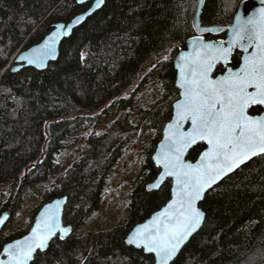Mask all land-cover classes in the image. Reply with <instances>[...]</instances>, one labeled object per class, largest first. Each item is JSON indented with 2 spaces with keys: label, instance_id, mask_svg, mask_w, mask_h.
Masks as SVG:
<instances>
[{
  "label": "trees",
  "instance_id": "obj_1",
  "mask_svg": "<svg viewBox=\"0 0 264 264\" xmlns=\"http://www.w3.org/2000/svg\"><path fill=\"white\" fill-rule=\"evenodd\" d=\"M243 1L205 0L201 24H230ZM89 5L0 0V214L8 208L10 221L37 190L39 202L25 213L31 225L43 203L66 196L62 220L71 234L54 236L29 264H154L152 254L127 244L125 237L170 195L169 178L157 189L146 184L158 173L151 155L178 96L172 60L195 34V0H104L61 40L47 68H10L17 52L39 42L54 22H66ZM204 36L224 38L225 30ZM239 57L235 49L231 66ZM223 69L219 64L216 72ZM150 76L164 97L149 108H136ZM259 109L255 105L249 111ZM147 129L152 131L141 145L140 171L126 180L123 215L110 227L77 234L100 209L106 175L132 149L133 136ZM203 147L195 144L187 157L196 158ZM199 205L204 221L171 264H264V157L230 173ZM3 229L0 249L28 230L24 224L10 234Z\"/></svg>",
  "mask_w": 264,
  "mask_h": 264
},
{
  "label": "snow or ice",
  "instance_id": "obj_2",
  "mask_svg": "<svg viewBox=\"0 0 264 264\" xmlns=\"http://www.w3.org/2000/svg\"><path fill=\"white\" fill-rule=\"evenodd\" d=\"M103 2L95 0L97 7ZM236 20L231 28L232 39L225 42L227 47L223 44L217 47L196 37L194 51L181 54V63L176 65L181 98L174 105L175 119L167 125L165 141L156 157L163 169L161 177L175 181L174 199L153 218L151 226L138 228L128 241L154 254V264H171L181 245L200 226L203 213L197 201L206 189L246 166L253 157H264V115H249L254 105L264 106V8L257 18L242 19L237 15ZM58 27L63 30L66 26ZM200 30L219 31L210 27ZM62 34L54 31L47 41L31 49L30 54L19 55L17 61L43 65L46 59L55 56L56 38ZM237 47L243 52L252 51L242 56L238 69L228 67L226 74L212 78L215 65L227 62ZM186 122L191 125L188 129L184 128ZM197 140L206 141L208 148L199 162L192 164L184 159L185 149ZM3 223L0 219V224ZM55 227L49 221L43 227L38 223L31 235L3 248L7 259H0V264H29L36 250L46 246Z\"/></svg>",
  "mask_w": 264,
  "mask_h": 264
},
{
  "label": "water",
  "instance_id": "obj_3",
  "mask_svg": "<svg viewBox=\"0 0 264 264\" xmlns=\"http://www.w3.org/2000/svg\"><path fill=\"white\" fill-rule=\"evenodd\" d=\"M204 1L205 0H195V9H194V12H193V15H192V24H193V27H194V30H195V34L187 37L184 40L183 44L180 46V48L178 49V51L175 53V55L173 57L172 62H173V66H174V69H175V86L178 89V96L172 102V113H171V116L164 123V125L162 127L161 137L157 141V144H156V146L154 148V151L152 152V155H151V158H152V161H153L154 165L156 167H158V173H157V175L155 176V178L152 181H150V182H148L146 184V189H148V190H150V189H157V188L160 187V185L164 182L165 179L169 178L170 179V195H169V198L165 201V203H163L158 209H156L151 214H149L146 218H144L143 220L135 223L131 227V229L128 231V233H127V235L125 237V242L127 244L132 245L135 248H141L142 250H143L142 247H136V245L134 243L133 244H130V243H128V241L130 239H132L136 235V230L138 228H141L143 225H149V226H151V223L153 221V218L156 217L158 213L162 212L167 207V205L169 203H171V201L174 199V197H173V188L175 186V181L171 177H163V178L161 177V173H162L163 169L156 162V157H157V155L161 151V148H160L161 144L165 141V129H166L167 125L169 123H171L175 119V111L176 110H175L174 105H175L176 101L181 98L180 95H179V92L181 90L178 88V85H177V80L179 78V69L176 66L178 63H181V61L179 59L180 55L183 54V53H192L194 51V49H193V40L196 37L202 38L205 42L213 43L217 47H219L221 44H223L225 47H227V44L225 42L232 39L231 28H232V26L234 24L237 23L236 16L239 15V16H241L242 19H247L249 17L257 18L260 15V9L261 8H264V0H244L238 6V8H237V9H239V11H237V10L235 11V14L233 16L232 22L230 24H226V25H222V24H201V22H200V12H201L202 6L204 4ZM77 2L80 3L79 0H77ZM85 2H90L89 7H87L85 10H83V11H81L79 13H76L75 15H73L66 22H64V21H56V22H54L53 25H52V28L43 36V38L39 42H36L34 44H31V45L27 46L24 49L19 50L17 52V54L15 55V57L13 59V62L10 65V68L11 69H13V68L16 69V70H13V71H17V70L21 69L24 66H32V67L36 68L37 70H43V69L47 68V66H48V64L50 62L56 60V58L58 56V53H59V45H60L61 40L63 38H65V37H67L68 35H70L71 32L73 31V29L76 28L77 26H79L88 15H90L93 11L97 10L98 8H100L102 6V4H101V5H99L97 7L96 6V3H95V0H84L83 3H85ZM82 14H83L82 18L81 19H77V17H81ZM61 24H63V25L66 26L63 30L59 29V27H58ZM203 27L215 28V29H219V31L225 30V37L224 38H217V39L206 38L204 36V33L205 32L200 30ZM54 31H62L63 34L60 35V36H58L56 38L55 56L53 58L46 59L44 61L43 65H36V64L29 65V64H27V63H25L23 61H17L16 58L19 55H21L22 53H26V52H28L30 54V50L31 49L37 48L41 44H43L45 41H47L48 37ZM219 31H213V32H219ZM235 49H238L240 51L239 63L237 64V66L232 67L230 65V61H231V57H232V54H233V52H234ZM235 49L231 53V55H230V57H229V59H228L227 62H222V63H218V64L215 65V67L213 68V71L211 73L212 78L215 79V78L219 77L220 75L226 74L225 69L228 68V67L232 68L233 70L238 69L240 67L241 63H242V56L243 55H248L252 51V49H249L248 52H243V50L241 48H239V47H237ZM219 64H221L222 66H224V69L222 71H220V72H216V68H217V66ZM260 108H261V110L259 112H256V113H251L249 111V115H251V116H261V115H264V106H260ZM190 127H191L190 122H186L184 124V128L185 129H188ZM200 142L204 144V147L200 150V152L198 153V155L196 156V158H194V159L188 158L187 155H188V152H189L190 148L193 147L195 144L200 143ZM207 148H208V145H207L206 141L197 140L196 143L190 145L187 149H185L184 159L187 162H190L192 164H196V163L199 162L200 156L203 154L204 151L207 150ZM218 182H220V181H218ZM216 184H214L213 187ZM208 190L209 189H206L205 192L202 193L201 200L203 199L205 193ZM201 200L197 201V207L203 213V218L201 220L200 226L196 229V231H198V229L201 227V225H202V223L204 221V217H205V213H204V211L202 210V208L199 205L200 202H201ZM65 203H66V196L65 195H61V196L54 197L50 201H47V202L43 203L40 206V208L38 209V211L36 212V214L34 216V220H33L32 224L30 225V227L28 228V230L24 234H22L21 236L15 237V238H13L11 240H8V241H6V242L3 243V245H2V247L0 249V259H7L6 254L3 252V248L4 247H6L10 243H14L17 240H22L25 236L31 235L32 228L36 227V225L38 223L41 224V226L43 227L44 222L45 221H49V222L53 223L54 225H56V227H55V230H54V234L50 236V238L47 241L46 246L43 249H37L36 252L38 250H44L48 246L50 240L54 236L57 235L60 238H64V237L70 235L71 232H72L71 226L69 224H65L63 222V220H62V214H63V209H64ZM9 217H10V211H9L8 208L5 209L0 214V219H3L4 220V223L3 224H0V232L4 228V226L6 225V223L8 222ZM61 228L68 229V231L67 232H61L60 231ZM189 238L181 245L180 249L189 240ZM180 249L178 250V252L180 251ZM143 251L145 253L150 254L146 250H143ZM178 252H177V254H178ZM35 253L33 254V257L35 255ZM152 256H153V261H154L155 260V255L152 254ZM33 257H32V259H33Z\"/></svg>",
  "mask_w": 264,
  "mask_h": 264
},
{
  "label": "rangeland",
  "instance_id": "obj_4",
  "mask_svg": "<svg viewBox=\"0 0 264 264\" xmlns=\"http://www.w3.org/2000/svg\"><path fill=\"white\" fill-rule=\"evenodd\" d=\"M163 97V90L158 86L156 79L150 76L137 95L136 108L138 106L143 109L149 108L155 101L161 100ZM151 131V129L139 130L133 136L132 149L123 152L111 172L105 178L99 211L96 212L95 216H89L85 219V224L77 230V234H83L88 230L93 232L100 226L104 228L110 227L123 215L127 193L126 180L133 179L139 173L142 159L141 145L151 135ZM59 161L56 163V166L59 164ZM63 175H65V172L61 170L59 176L62 177ZM36 187L34 186L33 190H36ZM39 200L40 192L36 190L35 196L24 201L20 210L8 221V226L3 229L2 234H10L13 229L21 224H24V229L29 228L30 222L25 218V213L35 206Z\"/></svg>",
  "mask_w": 264,
  "mask_h": 264
},
{
  "label": "built area",
  "instance_id": "obj_5",
  "mask_svg": "<svg viewBox=\"0 0 264 264\" xmlns=\"http://www.w3.org/2000/svg\"><path fill=\"white\" fill-rule=\"evenodd\" d=\"M112 169H113V168H112ZM112 169H111V170H112ZM111 170H110V172H111ZM110 172H109V173H110ZM109 173H108V174H109ZM107 176H108V175H107ZM103 190H104V186H103V188H102V193H103ZM102 193H101V195H102Z\"/></svg>",
  "mask_w": 264,
  "mask_h": 264
},
{
  "label": "flooded vegetation",
  "instance_id": "obj_6",
  "mask_svg": "<svg viewBox=\"0 0 264 264\" xmlns=\"http://www.w3.org/2000/svg\"><path fill=\"white\" fill-rule=\"evenodd\" d=\"M231 65V64H230ZM232 67H234V66H232ZM255 106V105H254ZM260 107V106H259ZM261 110V108L259 109V111ZM259 111H257V112H259ZM254 113H256V112H254Z\"/></svg>",
  "mask_w": 264,
  "mask_h": 264
}]
</instances>
